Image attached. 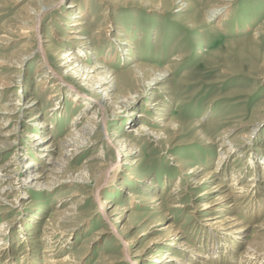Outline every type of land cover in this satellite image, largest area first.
I'll use <instances>...</instances> for the list:
<instances>
[{"label":"rangeland","instance_id":"374dc122","mask_svg":"<svg viewBox=\"0 0 264 264\" xmlns=\"http://www.w3.org/2000/svg\"><path fill=\"white\" fill-rule=\"evenodd\" d=\"M48 1L50 0H0V59L7 56L19 58L21 54L24 55L23 53L30 54L19 68L20 78L14 77L15 80L18 78L20 83L9 86L7 91L9 94L18 95L22 101L37 96L40 101L37 114L41 115L38 120H31L34 111L25 110L22 114L21 112L16 114L18 118L15 117L13 123H9L6 128V130L11 129L14 134L9 138L0 137V142H11L18 137L21 143L27 145L26 148H30L31 153L28 149L19 152L25 153L22 154L23 156L32 155L33 158L35 156L31 149L32 145H35V139L49 132V130L41 131L33 124L46 118V112L53 106L50 95L58 94L57 98L64 104L62 108L66 111L63 110L64 113L55 120L53 117L49 119V122H53L56 127H54L56 142L60 143L70 129L73 117L78 115L84 106L82 93H87L89 89L81 84L78 78L63 75L62 67L57 65L59 56L56 57L57 52L51 50L55 47L64 50L73 49V51L74 48H78L81 53L84 49L82 46L77 47L70 43L73 26L63 24L69 18L66 9L57 10L58 12H53L54 15L52 13L45 17L40 34L44 43L43 49L49 54L48 59L53 67L58 69V73L64 76L66 82L74 85L73 89L65 84H62L60 90L58 87H50L49 90L41 91L38 87L37 82L44 75H40L39 72L41 58L36 51L37 39L33 36L30 38L32 44L23 47L27 39L23 38L20 27L29 15L28 7L38 8L40 3ZM72 1H76L77 4L75 13L80 12L78 9L80 5L89 12L85 20L87 22L85 28L88 31L85 32L89 33L87 36L92 40L90 45L94 48L95 54H85L90 56V63L88 61L87 64H93L95 58L99 59L108 53L107 49L113 43V47L116 46V42L112 39L119 29H123L124 37L132 42L130 46L133 48L129 52L133 57L132 60L127 61L128 52H124L123 57L114 56L116 58L109 64L118 75L120 89L116 98L117 110H108L110 114L107 118L108 138L115 139L113 133L126 129L127 126L136 132L141 121L138 118L139 114L143 111H148L151 116L155 114L151 103L159 96L166 102L164 112L172 119L173 126L166 130L164 139H160L159 145L155 144L154 135L142 134L145 143L135 155L126 158L117 157V151L112 155L107 154L108 152L103 149L102 140L92 143L85 151L80 152L77 158L69 161L64 169L65 172L57 171L54 172L55 175L52 173L54 176L59 175L58 180L56 179L59 184L52 185L53 187L44 183L42 188L37 185L31 187L27 182L29 176L38 167L26 169L19 164L6 167L8 172L4 171L3 174L11 175L9 170H16L15 185L18 187V190L8 195H0V223L5 219L8 223L11 222L4 226V230L6 229L4 232L13 234L10 242L6 241L8 248L14 249L13 261H17L16 264H31V262L43 264L45 259L41 255L49 245L45 235L54 232L61 242L66 240L61 243L63 247L58 249L59 252L62 255H67L70 251L76 253L80 264H131V261L123 256V242L120 240V235L123 236L122 231L119 232L120 234H113L109 229V223L111 226L112 224L117 226L118 229L121 225L119 226L113 218L110 222H106L104 215L114 209V204L120 201L119 196L128 197L131 191H140L139 187L135 186H141L142 183L132 179V176L139 180L147 176L153 179L157 187L156 192L162 193L165 202L162 208L152 204L151 207H145V210L139 208L137 211H140V215H133L130 218V212L124 211L125 217L122 223L128 224L130 221L128 231L124 234V239L128 241L131 249L130 258H135L133 255L144 247L148 239L166 235L168 230L164 228L173 223L174 227L176 225L182 228L189 237L187 241L197 250L204 251L207 248L204 254L210 259L208 264H239V253L244 246V240L252 239L256 224L264 221V204L261 202H264V0H67L66 5ZM220 1H226L227 4L223 14L216 19L208 18L212 10L210 8L222 3ZM46 40L49 41L45 42ZM134 61L149 66L146 70L149 75L152 73L155 75L165 69L170 73L156 86L146 87L134 107H130L126 106V100L142 88V83L135 82L129 86L126 82V74L130 73L133 65L131 62ZM162 86L169 88L162 89ZM78 95L81 97L75 100ZM94 110L95 108L92 107L87 113ZM150 117L146 118L148 123H151L152 128L158 129L157 124ZM132 119L136 120L132 122ZM85 120L86 115L82 116L78 125ZM34 133L36 137L32 136ZM99 133L101 132H97ZM224 139L230 140L236 151L233 150L221 162L220 159L225 155V147H222ZM22 145H15L12 148L0 147V164L13 161L11 156L16 148ZM60 147L56 145L53 158L46 162L48 168L50 165L55 167L57 159L62 157L59 155ZM101 150L104 151L102 155L106 159H90L93 154H101ZM251 156H256L254 162L259 161L257 167H254V162L250 160L245 162ZM45 157V155L39 156L37 160L45 162ZM143 157L149 158L151 164L144 165ZM182 162L185 163L186 168H199L194 177L187 178L184 175L186 179L180 180L183 187L188 185L187 182L196 185L207 169L215 172L216 176L210 178L211 181L203 184L201 188L195 189L193 193H188L187 201L182 204L183 207L169 209V195L180 175L176 164ZM103 163H118V167L109 172L110 175L98 202L94 192L98 183L96 177ZM224 170H227L229 175L226 177L217 175L219 171ZM239 171L245 172L240 178L244 176L243 180H246V183L254 172L258 180H263L262 183L260 182L263 187L257 195L252 192L245 200L239 202L238 215L240 221H244L241 225H247L246 233L238 236L240 246H235L234 253L230 256H226L224 254L226 252L221 249L223 254L214 257L209 248L210 244L213 245L212 233L223 234L225 229L217 225L211 226L209 220L205 219L214 211L203 205L218 192L215 191L216 189L211 193L205 191L215 188L214 186L221 180L230 187L232 173L236 172L237 175ZM124 182L125 188L119 192L118 189ZM185 193L184 195L187 194ZM105 200L106 206L102 211L101 206ZM119 203L121 204V201ZM260 206H262L261 211L258 210ZM65 209L68 212L64 214L66 217L63 216L64 221H58L57 214ZM49 220H55L56 226L62 229H55L53 225L50 226L51 228L47 227ZM24 224L28 226L30 234L24 235L25 242L24 240L18 242L17 236L21 235L19 230ZM207 235H210L209 238ZM161 242L159 240L152 248L144 250L147 253L142 257L152 255L156 259L155 255L159 253ZM25 245L34 246L28 255L38 253L36 260L24 258V251L27 249ZM194 251L195 249L192 250V254ZM136 258L137 264L151 263L139 256Z\"/></svg>","mask_w":264,"mask_h":264},{"label":"bare ground","instance_id":"6f19581e","mask_svg":"<svg viewBox=\"0 0 264 264\" xmlns=\"http://www.w3.org/2000/svg\"><path fill=\"white\" fill-rule=\"evenodd\" d=\"M66 1L67 0H50L44 3L39 2L40 5L38 6V8L28 7L29 15L25 19L26 21H24L23 25L20 27L21 29L20 32L23 35V38L27 39V41L25 40V45H23V47L25 48L26 46H30L32 44V41H30L31 40L30 38L35 36V38L37 39V50L36 51L40 54L39 58H41L39 61V67H41L39 72H40V75H44V77L39 79L37 82L40 90L46 91V90H49L50 87H58V90H60L62 84H65L69 88L73 89L74 85L66 82L63 75L76 77L80 80L81 84L85 85V87L86 86L89 87V89L87 88L88 89L87 93L86 92L82 93L83 94L82 102H84V106L80 109L79 114L73 117L71 121L72 123L71 127L67 131L68 133L66 137L62 139L60 143H57L55 139V133H54L56 132L54 130L55 126L53 125V122L52 123L49 122V119H51V117H53V120H55L57 117L59 118L62 115V113H64L63 110L65 111V109L62 108V105L64 104H62V102L57 98L58 94L53 93L52 95H50V101L53 103V106L50 107L48 111L46 112L47 114L46 118L44 120L36 121L33 124L39 127V130L41 131L49 130V132H47L45 135L36 138L37 141L35 139V145L31 144L33 147L31 150L34 152V156H35L34 158L32 155H31L32 157L29 155L23 156L25 153L19 152V150L26 149L27 151V149L29 150L30 148H26L27 145H24V143H21L18 137H16L15 140L11 142H8L7 140H6L7 142L5 141L0 142V147H6V148H12V147H15V145H19V144L24 145V147L22 145V146L17 147L16 151L14 150L15 152L11 156V159L13 161H8L5 164H0V195L1 194L8 195L12 193L14 190H18L17 189L18 187L15 185L16 170L8 169L9 172H11V175H9V173L8 174L2 173L4 171H7L6 167H8L11 164L12 165L19 164L25 167L26 169L32 168V167H38V169L35 170L29 176V179L27 180V182L31 185V187H33L32 185L34 186L37 185L38 187H41L44 184L50 185V186L56 185V184L58 185L59 183L57 181L58 180L57 178L59 175L54 176L55 175L54 172H57V171L60 173L65 172L64 169L65 167L68 166L69 161L71 159L77 158L78 154L82 151H85V149H87L86 147L91 146L92 143L102 140L104 142L103 149L108 152L107 154L112 155L114 151H117V157L125 156L126 158L129 156L135 155L136 152L140 150V146L145 143L142 134L154 135L156 137L155 144L159 145L160 139L164 137L163 135L165 134L166 130L173 126L172 119H170V117H167L166 113L164 112L166 111V109H164V107H166V102L161 96H159L155 102L151 103V106L155 114L151 116L150 113H147L148 111H143L139 114L138 118H140L141 121L139 122V125L136 128V132H133V130L130 129L129 126H127L126 129L123 128L113 133V136H115V139L110 140L108 138L109 136H108L107 118L109 117L108 115H110L108 114V110L109 109L113 110L117 107L118 101H116L117 100L116 98H117V95L120 89L119 88L120 83L118 82L119 81L118 75H116L115 71L111 69L109 64L113 62L114 58L118 56L123 57L124 52L125 53L128 52V54H126L127 55L126 60L127 61L132 60L133 57H131V54H129L130 50L133 48L132 46H130L132 42L131 40L124 37L125 34L123 33V29H119V31H117V35H115V37H113L112 39L113 41L116 42L117 47L116 46L113 47L114 45L113 43V45H110L109 48L107 49L108 53H106L105 55L101 57L99 55L100 58L99 59L95 58L93 64H87L86 62L88 61L90 63V56L85 55V54L94 53L93 51L94 48H92V45H90L92 44V40H90V37L87 36L89 33L85 32V31H88L85 28V25L87 23L85 20L89 12L88 10L87 11L85 10L84 6L80 5L78 8L80 12L75 13L74 9L75 7H77L76 1H72L68 5H66ZM220 2L222 3L220 4L216 3L217 5H214L213 8H210V10L211 9L212 10L211 12H209L210 15L207 16L208 18L216 19L218 16H221L223 14V11L227 7V4L225 3L226 1L225 2L220 1ZM86 3L87 2H85V4ZM185 5L187 6V4ZM178 6L180 5L178 4ZM62 9H66L67 11L66 10L65 11L69 15L68 16L69 18L66 21H64L63 24L68 25V26H73V29L71 30V33L73 34L69 38L70 43L73 46H77V47L82 46L84 48L81 51V53L78 50V48L77 49L74 48V51L73 49L64 50L60 47H57V48L55 47L54 49H51L53 52H57L56 57L59 56L57 58L59 59V63L57 65L62 67L61 71H63V75L60 74V72L58 73V69L53 67L50 60L48 59L49 54H47L46 50L43 49L44 43L41 40V34H40L42 30L44 18L51 15L53 12L57 10L59 11ZM181 10L182 9H180V11ZM48 41L49 40H46L45 42H48ZM23 54L24 55L21 54V57L19 58L7 56V57H3L2 59H0V137L1 138H9L11 134L12 135L14 134V132H12L11 129L6 130V128L11 123H13L15 117H17L16 114L20 112L22 114V112L25 110H31V111H34V114L31 116V120H38L39 117L41 116L40 114L39 115L37 114L39 113L38 108H40V105H39L40 101L38 100L37 96L32 97V99L29 98L30 100L22 101L18 97V95L16 96L15 93L9 94L7 91V88L9 86L11 87L12 85H17L18 83H20V80L18 78L15 80L14 77L19 76L18 74L19 68L22 66V63L27 58L30 57L29 53L27 54L23 53ZM131 63L133 65L131 66L130 73L126 74V77H127L126 82L129 86L133 85L135 82L137 84L142 83L141 87L143 88V89L141 88L137 90L135 93L130 95L128 99L126 100V103H125L126 106L134 107L138 98L141 97L143 93L145 92L146 87L156 86L159 82L163 81L165 78H167V76H169L170 71L165 69L161 72L157 71L158 73H156L155 75H153V73L152 75H149L146 72L149 66L142 65L141 63H136L135 61ZM166 88H169V87L162 86V89H166ZM80 97L81 96L78 95V97H76L75 100L79 99ZM92 107L95 108L94 112L87 113V110H91ZM84 115H86L85 122H83L81 125H78L79 121ZM148 116L152 117L150 118L153 122H155V124H157V127H159L158 129L152 128L150 126L151 123L150 122L148 123V120L146 119ZM135 120L136 119L134 120L132 119V122H134ZM130 123L131 122H129V124ZM97 132H101V133L97 134ZM120 132H123V134ZM32 136L36 137V133H34ZM57 144L61 146L59 155L62 156L58 158L57 162L55 163L56 166H58L57 167L58 169H56V166L53 167V165H50V168H48V166H46L47 165L46 162L47 161L49 162V159L54 155L55 147ZM231 144L232 142L230 140L229 141L225 140L223 142L222 147H225V153H224L225 155L220 159L221 162L233 150L234 152L236 151L235 150L236 147L234 148V146ZM62 148L65 150H63ZM102 153H104V151L101 150V154H98V155L93 154L94 156H91L90 159L91 160L106 159V157H104ZM18 155H22L23 157L18 156ZM38 155L39 156L45 155L46 156L45 162L37 160L39 157ZM255 158L256 156H251L250 159H246L245 162L249 160L251 162H254V160L256 161ZM143 161H144V165L151 164V160L147 157H143ZM258 162L259 161L254 162V167H257ZM176 166L178 167L180 175H179V178L175 181L176 184L171 190L170 192L171 194L169 195V200H170L169 205H168L169 209H173L175 207L176 208L183 207L182 204H184V202L187 201L186 199H187L188 193H193L195 189L197 190V188H201L203 184L205 185L206 183H209V181H211V179L216 176L215 172L207 171L208 170L207 169L204 171L202 177L199 178L196 185L187 182L188 185L183 187V184L182 182H180V180L186 179L184 178L185 177L184 175H186L187 178L194 177V175L198 172L199 168L198 167L196 168L194 167L195 169L193 167L186 168L185 163L183 162L177 163ZM117 167H118V163L116 164L114 163L104 164L103 163V165L101 166L100 168L101 171H99L96 177L98 178V183L97 185H95L96 191L94 192V197L96 198L98 202H100L103 188L107 183L106 182L107 177L110 175L109 172L113 169H117ZM226 171L227 170H224L221 172L219 171L217 175H219L220 177H226L227 175H229ZM243 173L245 172H240L237 175H236V172L232 173L231 183L229 184L230 187H228V185L224 183V181L221 180L216 186H214L215 188L212 187L213 189L210 188L207 191H205V193H211L214 189H216L215 190L216 192L218 191L217 194L214 197H212L210 201H208L206 204L203 205L205 208H209L210 210L214 211L213 213H210L205 219L209 220L210 222L209 224L211 226L217 225V226H221L222 229H225L223 231V234L215 235L212 233L213 239L211 240L213 241V245L210 244L209 248H210V253L212 252V255L214 257L217 256L218 254H223V252H226L224 253L226 254V256L227 255L230 256L234 253L235 246L237 247L240 246L238 242V236L246 233L247 225H243V224L241 225V223L244 221H240V216L238 215V212H239L238 207L240 205L239 202L242 200H245L247 198L246 196L252 192L257 195L258 193H260V189H262L263 187L262 184H260V182L261 181L263 182V180H260V179L258 180V176H256L254 172L251 174L247 183H246V180L245 181L243 180L244 176L243 178L242 177L240 178V176H242ZM131 178L132 179L134 178L137 182L140 181L142 183L141 186L140 185L135 186L136 188L139 187L138 189H140V191H136V192L131 191L128 194V197L126 196L124 197L122 195L119 196L118 199L121 201V204L119 203L120 201L115 203L114 209L109 214L104 215L106 222H110V220L113 218L115 222L119 223V226L121 225L119 227L120 229L119 230L117 226H113V224L111 226V224L109 223L110 225L109 229H111V233L113 234L114 233L120 234L119 232L122 231L123 236L120 235L121 237L120 240H122L123 242L122 243L123 244L122 250L124 252L123 256L127 257L131 261V264H137V261H138L136 258L137 256H139L143 260L145 259V261H150L151 262L150 264H175V263L177 264H208L210 259L209 257H207V255H205L206 253L204 252L205 250L207 251V248L205 250L203 249L204 251L197 250L193 244L187 241V238L189 237L185 235L182 228L176 225L174 227L173 223L169 224L166 228H164L168 230L166 235L157 236L154 238L152 237L151 239H148L144 247H142L141 249H138L137 252L133 255L135 256V258H130L131 253L129 252L131 249L128 246L129 244L128 241L124 239L125 238L124 234H126L128 231L130 221L128 224L122 223L125 217L124 211L130 212L129 213V218H130L133 215L139 214L140 211H137L139 208L145 210V207H149L151 204L154 205L155 207L159 206L158 208H162L165 202L163 199L164 197L161 195L162 193L156 192L157 187L152 178H149L147 176L143 177L141 180L133 176ZM26 187L30 188V186H26ZM124 188H125V182L123 185L120 186V189H118V191L122 192ZM154 192L156 193L154 194ZM184 192H186L187 194L185 193L186 195H184ZM106 202L107 201L105 200L103 202V205L101 206L102 211L105 209ZM261 202L264 204L263 201ZM261 209H262V206H260L258 210L261 211ZM259 211H257V213ZM66 212H68L67 209L59 212L57 214L58 216L57 220L64 221L63 219L64 217H66L64 214ZM75 214H76V210H75ZM49 221L50 223L47 224V227H50L53 225L55 229H59V230L62 229V227L56 226V224L54 223L55 220L54 221L49 220ZM65 221L68 222L67 220ZM10 223L11 222L8 223L6 219L0 223V262H2V264H16L17 262V261L15 262L13 261L14 259L13 250L14 249H12L11 247L8 248L7 242H6V241L10 242L11 236L13 234L10 235V232L9 234H7V232H4L6 230V229L4 230V226L9 225ZM20 232H21V235L17 236V240H19L18 242H21L22 240H24L23 238L24 235L30 234V232L28 231V226L26 224H24V226L21 227V229L19 230V233ZM215 233H219V232H215ZM209 234L211 235V233ZM4 235L6 237H3ZM210 235H207V238H209ZM45 236H47L48 238L47 241L49 245L46 246L45 250L43 251V255H41L45 259L43 264H80L78 257L76 256V253L70 251V253H68L67 255H62L61 252H59L60 250L58 249L63 247L61 243H64L66 240L61 242V240L58 239L59 237L57 238L55 236L54 232H51ZM252 237H253L252 239H245L243 242L244 246L239 253V259L237 258L239 264H264V221H261L260 223L256 224L255 233H254V236ZM159 240L162 242L160 244L161 246L158 249L159 253L155 255L156 259L153 258L152 255H149L143 258L142 256L146 255L147 253L144 250H148V248L149 249L152 248L155 242ZM19 246L21 245L19 244ZM25 247L27 249L26 251H24L25 253L23 252L24 258L36 260L35 257L37 256L38 253L34 255L31 254V256L28 255L30 254L28 252H31L32 249H34V246L25 245ZM193 249H195V251L192 254ZM221 249H223L224 251L222 250L223 251L222 252ZM33 263L34 262H31V264Z\"/></svg>","mask_w":264,"mask_h":264}]
</instances>
